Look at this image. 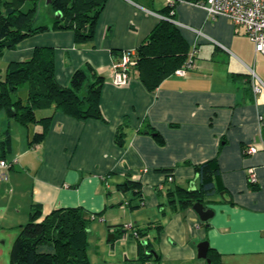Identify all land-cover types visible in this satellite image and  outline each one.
<instances>
[{"label": "crops", "instance_id": "obj_1", "mask_svg": "<svg viewBox=\"0 0 264 264\" xmlns=\"http://www.w3.org/2000/svg\"><path fill=\"white\" fill-rule=\"evenodd\" d=\"M166 3L106 0L91 41L76 43L71 30H46L0 57L1 76L9 62L31 58L37 46H51L60 84L68 85L72 73L87 64L104 77L102 118L55 113L45 139L33 146L29 140L43 126L7 124L2 114L0 141L6 128L17 129L10 130L11 151L4 158L11 165L0 182V246L6 245L8 260L20 226L39 205L43 215L80 206L109 232L121 226L124 241L137 253L134 230L159 222L161 231L151 228L144 237L152 240L159 264H205L197 257V244L205 240L223 264H264V55L255 52L243 28L225 16L210 17L190 0L178 2L174 20L190 50L198 46L195 67L186 77L171 73L152 91L133 71L128 84L112 82L114 62L122 52L134 51L165 18ZM256 85L261 89L255 93ZM36 114L48 117L52 109ZM125 124L122 147L115 133ZM249 146L256 152L246 151ZM213 157L227 188L223 197L205 204L214 216L202 222L193 207L172 212L166 189L195 188L193 164ZM167 171L173 181H167ZM127 179L141 182L139 195L119 191L117 185Z\"/></svg>", "mask_w": 264, "mask_h": 264}, {"label": "trees", "instance_id": "obj_2", "mask_svg": "<svg viewBox=\"0 0 264 264\" xmlns=\"http://www.w3.org/2000/svg\"><path fill=\"white\" fill-rule=\"evenodd\" d=\"M40 1L0 0V57L6 50L16 48L22 40L46 30H71L76 43L91 41L106 2L51 0L50 7L55 14L53 24L36 25L34 17ZM177 3L176 0L166 3L162 9L165 18L153 27L150 34L133 51L135 65L130 71L150 91L156 89L166 76L186 64L189 59L190 45L174 20ZM112 53L116 56L117 51L113 50ZM54 57L53 47L37 46L31 58L9 62L0 76V119L4 114L7 124L12 120L25 127L38 124L43 126L42 131L34 133L29 140L30 146L45 139L55 113H65L79 120L103 117L99 98L104 77L87 64L85 68L81 67L72 73L68 85H62L55 79ZM49 108L52 109L51 115L37 118L38 109ZM126 127L127 124L119 126L115 133V142L122 147L125 146ZM2 137L0 158H4L11 151L9 127L3 131ZM193 165L197 177L195 188L171 185L166 189V205L172 212L191 208L196 202L205 205L214 196L223 197L227 193L216 157ZM169 174L172 175V172H166V179ZM117 187L121 192L132 190L137 191V195L141 193V182L137 180L127 179ZM33 207L29 221L20 226L13 241L9 251V263L89 264L86 248L89 226L93 219L91 214H85L82 207L76 206L53 209L43 215L39 205ZM113 227L115 233L110 242L111 246L120 231L122 232L121 226ZM151 228L161 231L163 225L159 222H148L145 227L136 230L144 240ZM143 240L140 238L137 241L138 259L143 263L151 259L159 260L158 257L154 258L156 253L152 248V240ZM207 257L211 264H223L214 248H209Z\"/></svg>", "mask_w": 264, "mask_h": 264}, {"label": "built area", "instance_id": "obj_3", "mask_svg": "<svg viewBox=\"0 0 264 264\" xmlns=\"http://www.w3.org/2000/svg\"><path fill=\"white\" fill-rule=\"evenodd\" d=\"M175 0H166L171 3ZM183 2V0H176ZM197 3L199 6L207 11L210 17L215 18L218 16H225L239 28H243L244 33L250 37L254 44L255 52L264 55V0H190ZM199 49L197 44L191 48L189 59L186 64L174 70V73L186 77L188 72L194 67V59L197 56ZM119 60L114 62L113 66V79L114 85H126L131 79L129 71L135 65L134 52L127 50L122 52ZM252 76L255 77L252 71ZM254 92L260 91L258 85L253 87ZM262 119V117L260 116ZM255 146H249L246 151L249 153L256 152ZM11 163L6 158H0V182L5 181L7 171ZM249 181L255 184L256 177L252 174L251 169L248 170ZM168 181L174 178L171 174L167 175Z\"/></svg>", "mask_w": 264, "mask_h": 264}, {"label": "rangeland", "instance_id": "obj_4", "mask_svg": "<svg viewBox=\"0 0 264 264\" xmlns=\"http://www.w3.org/2000/svg\"><path fill=\"white\" fill-rule=\"evenodd\" d=\"M37 10L38 11L34 17V22L36 25L53 24L55 14L50 7V3L48 4L46 0H41ZM195 60L196 59H194V67L196 64ZM10 130L13 131L14 134L17 132L15 125L14 127L10 128ZM126 227L130 228L128 226ZM89 228L90 231L87 236L88 245L86 248L89 264H147L149 262L143 263L142 260L138 259V253L131 249L132 247H130L127 242L124 241L125 236L121 231L117 235V239L114 241V249H111V245L107 237L109 234H114L115 232L113 230L112 232H109L107 224L92 220L90 222ZM120 235L122 237H119ZM133 235L137 239L142 238L143 240V237L138 235L136 229L134 230ZM154 257H156V255ZM150 261L152 262H150L151 264H159L157 260ZM0 264H10L8 260V254H6V245L0 246Z\"/></svg>", "mask_w": 264, "mask_h": 264}, {"label": "water", "instance_id": "obj_5", "mask_svg": "<svg viewBox=\"0 0 264 264\" xmlns=\"http://www.w3.org/2000/svg\"><path fill=\"white\" fill-rule=\"evenodd\" d=\"M46 2L49 4L51 0H46ZM193 209L197 211V213L200 216V219L202 222L208 221L210 218L214 216V211L210 208H206L204 204L200 202H196L193 204ZM114 237V234H109L108 241L111 242ZM197 257L206 260L205 264H211V260L209 257H207L208 250L210 248L209 242L207 240L199 242L197 244Z\"/></svg>", "mask_w": 264, "mask_h": 264}, {"label": "bare ground", "instance_id": "obj_6", "mask_svg": "<svg viewBox=\"0 0 264 264\" xmlns=\"http://www.w3.org/2000/svg\"><path fill=\"white\" fill-rule=\"evenodd\" d=\"M122 56V55H121Z\"/></svg>", "mask_w": 264, "mask_h": 264}]
</instances>
